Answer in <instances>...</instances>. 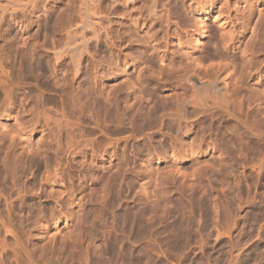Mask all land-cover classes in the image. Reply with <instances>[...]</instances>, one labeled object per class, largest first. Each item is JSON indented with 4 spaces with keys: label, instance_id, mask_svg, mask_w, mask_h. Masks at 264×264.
<instances>
[{
    "label": "rangeland",
    "instance_id": "obj_1",
    "mask_svg": "<svg viewBox=\"0 0 264 264\" xmlns=\"http://www.w3.org/2000/svg\"><path fill=\"white\" fill-rule=\"evenodd\" d=\"M36 1L0 10V264H117L122 209L145 215L134 245L153 260L264 264L257 15L248 27L218 0L222 30L189 2L163 0L155 23L140 1L130 16L87 0L82 29L83 0ZM192 72L230 95L194 90Z\"/></svg>",
    "mask_w": 264,
    "mask_h": 264
},
{
    "label": "bare ground",
    "instance_id": "obj_2",
    "mask_svg": "<svg viewBox=\"0 0 264 264\" xmlns=\"http://www.w3.org/2000/svg\"><path fill=\"white\" fill-rule=\"evenodd\" d=\"M35 1L36 0H26V2L25 1H21V0H14V1H9L7 4H5V5H1L0 4V10H4L7 6H9V7H14V8H16V9H21V8H23V7H25V6H31L32 8H34V5L36 4L35 3ZM117 1V0H116ZM137 1H140V2H142V9L144 8L145 9V12H146V14H147V16H148V18H149V20H152L153 22H155V23H157V22H161V18H162V16L159 14V10H158V5H160V3L163 1V0H122V1H120V2H118V4L120 3L121 4V6H120V4H119V6L120 7H122V9H125V14L126 13H129L128 15H130V12L131 13H133L134 12V8L132 9L131 7L132 6H134V4H136V2ZM168 1H170V0H168ZM178 4H180L181 6H184V4L186 3V2H189V4L187 5V8H188V10L190 11V12H192V13H198V12H202V13H205V17H204V20L203 21H205V20H209L210 18L211 19H213V22H216L217 24H219L218 25V27L219 28H221L222 30H223V28L225 29V25L227 24L226 23V21H227V18L225 17V15L223 14V13H219V14H222V16H224L225 17V22H222L221 20H223L222 18H221V20L219 19V16H216V17H214L213 15H211L213 12H212V9H209V6H212L214 3H216L218 0H175ZM234 1V4H235V8H233V9H229L230 7H229V4H230V2H232V0H224V4L226 5V7H225V5H223V7H225L224 9L228 12L227 14H229V13H235L236 15L233 17V19L234 18H236V20H237V17H238V15L240 14V12L241 13H243L242 11H241V8L243 7V5L244 6H246V10H244V14H248V16H246V20H244V21H246V24H247V26H248V24L253 20V17L255 16L256 17V15H257V21H259V23L260 22H262L261 24V26H263V31L261 32L262 33V37H261V39H260V43H259V45H258V48H256V50L258 49V51L257 52H259V53H264V0H233ZM36 2H38V1H36ZM208 3V5H206ZM243 4V5H242ZM83 5H84V13H83V15H85V22L83 23V25L81 26L82 27V29H85V28H87V27H89V24H88V22L90 21V19L91 18H93V17H95L96 16V14L95 13H93L92 11H90L89 10V8H88V6H87V0H83ZM242 5V6H241ZM180 6V7H181ZM131 8L130 10L128 9V8ZM187 8H186V12L187 13H190L189 11H187ZM206 8H208V9H206ZM127 9H128V12H127ZM132 10H133V12H132ZM222 12V11H221ZM191 13V14H192ZM125 14H123V16L125 17ZM230 14V15H231ZM127 15V14H126ZM122 16V15H121ZM131 16V15H130ZM228 18H229V20L231 21V22H233L230 18H232V17H230L229 15L227 16ZM254 17V18H255ZM122 18V17H121ZM239 18V17H238ZM255 21H256V19H254ZM253 20V21H254ZM224 21V20H223ZM222 22V23H221ZM230 22V23H231ZM245 23V22H244ZM243 23V24H244ZM257 23V22H256ZM88 24V25H87ZM199 24H201V21H200V23ZM197 25V23L196 22H193L192 23V27H194L195 28V30L198 28V29H200V30H202V31H204L203 30V25L201 26V25ZM246 24H244V26H245V28L244 29H246L247 27H246ZM252 24V23H251ZM255 26H256V24H255ZM254 26V27H255ZM241 27V26H240ZM243 27V26H242ZM249 27V26H248ZM262 28V27H261ZM197 29V30H198ZM237 29H238V32L240 33L242 30L239 28V27H237ZM239 29L241 30V31H239ZM95 30V29H94ZM233 31H236V30H233ZM233 31H231V32H233ZM243 32V31H242ZM204 33V32H203ZM231 35L233 34V33H230ZM227 35H229V31H228V33H227ZM226 35V36H227ZM231 37H233V36H231ZM222 38H226L225 37V35H224V37L222 36ZM231 40V39H230ZM259 41V40H258ZM257 41V42H258ZM256 42V43H257ZM251 60H253V58L251 59ZM213 74V73H212ZM212 74H210L209 76H208V74H205V76L207 75V78L205 77V79L202 77V76H200V77H202L203 78V80L199 77V74L197 75V73L195 74L194 72H192L191 74H189L188 75V77H187V80H188V82H189V84L190 85H192L193 87V89L194 90H199L200 92H202V91H211L212 93H215V94H220V95H226V96H228V95H230L229 94V91H228V85L229 84H227L226 83V81L224 80V79H222V80H220L219 78H212ZM216 74V73H215ZM214 74V75H215ZM218 74V73H217ZM204 75V74H203ZM213 75V76H214ZM218 76V75H217ZM217 76H215V77H217ZM202 90V91H201ZM204 92H202V93H204ZM206 92V93H207ZM210 93V92H209ZM179 99V98H178ZM183 100V101H182ZM181 101V103L183 104V102L185 101V99L183 98ZM177 102H178V100H177ZM179 103H180V101H179ZM182 104H179V105H181L180 107H182L183 105ZM191 104H193L192 102H191ZM142 127V126H141ZM114 200V199H113ZM116 201V200H115ZM113 202V201H112ZM111 202V204H110V207L112 208V206L111 205H116V203L115 202H113L112 203ZM115 203V204H114ZM123 211H120L119 213H118V215L117 214H115V216L117 215V217H118V219H116V220H119L118 222H117V224L119 225V223H120V226H118V228L123 232H121V231H119L120 233H122V235L125 233V234H127L126 235V237L127 236H129V239H130V243H129V240H128V245H127V243L126 242H124V241H121V236L120 235H116V233H118V228L116 229V225H114V227H115V229L117 230L116 231V233H114V235H116V236H120L119 238H117L116 236H115V238L112 240L113 242H112V244L109 246V248H107L106 247V250H108V252L107 251H105V253L107 252L108 253V258H106V259H108L109 261H111V262H115V263H117V264H164L163 262H161V260H159V259H156V260H153L152 258H150V257H148L147 255L148 254H146V252L148 251V250H146L144 247H141V246H135L134 245V243L135 244H138L141 240H143V238H144V236H142V235H144V233L143 232H147L148 230H146L144 227V229H145V231L142 229V226H141V224L143 225L144 224V222H142L141 223V221H144V220H142L144 217H145V215H143V214H141V213H139L138 214V212L137 213H133V212H131V211H129V209L128 210H124V209H122ZM144 212V211H143ZM145 213V212H144ZM116 217V218H117ZM145 219H146V217H145ZM149 221V220H148ZM180 221H182V220H180ZM116 222V221H115ZM151 222V221H150ZM152 223V222H151ZM151 223H149L150 225H152ZM179 224H180V222H178ZM116 224V223H115ZM182 224V223H181ZM175 225V224H174ZM183 225V224H182ZM179 226V225H178ZM177 225L176 226H174V227H176V229L175 230H177V227H178ZM180 228H181V225L179 226ZM179 227H178V229H179ZM187 227V226H186ZM186 227H185V229H186ZM182 228H183V230H184V227L182 226ZM114 229V228H113ZM174 229V228H173ZM142 230H143V232H142ZM174 230V231H175ZM115 231V230H114ZM174 231H172V232H174ZM178 231H180V230H178ZM177 231V232H178ZM181 232H182V229H181ZM184 232V231H183ZM150 233V230L147 232V234H149ZM180 232H178V234H179ZM177 234V233H176ZM180 234H182V233H180ZM112 235V234H111ZM114 235H112V236H114ZM147 235L145 234V237H146ZM150 236V235H149ZM174 236H176V237H181V235L180 236H178V235H175L174 234ZM183 236V235H182ZM175 237V238H176ZM128 238V237H127ZM185 238V237H184ZM183 239V238H182ZM109 240H110V238H109ZM123 240V239H122ZM180 240H181V238H180ZM179 240V241H180ZM179 241H178V243H179ZM124 242V243H123ZM181 242H183V240H181ZM131 243H133V244H131ZM108 244H110V242H107V243H105V245H108ZM177 244V243H176ZM180 244V243H179ZM141 245V244H140ZM182 246V245H181ZM103 251H104V249H103ZM153 251V250H152ZM151 250H150V252L151 253H153ZM147 253H149V252H147ZM104 254V253H103ZM105 255H107V254H105ZM150 255V254H149ZM152 255V254H151ZM153 257V256H152ZM107 260V261H108Z\"/></svg>",
    "mask_w": 264,
    "mask_h": 264
}]
</instances>
